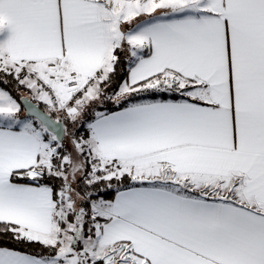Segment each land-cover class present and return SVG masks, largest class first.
I'll return each mask as SVG.
<instances>
[{
	"label": "snow or ice",
	"instance_id": "obj_1",
	"mask_svg": "<svg viewBox=\"0 0 264 264\" xmlns=\"http://www.w3.org/2000/svg\"><path fill=\"white\" fill-rule=\"evenodd\" d=\"M0 264H264V0H0Z\"/></svg>",
	"mask_w": 264,
	"mask_h": 264
}]
</instances>
